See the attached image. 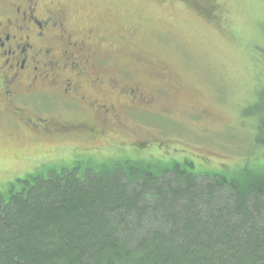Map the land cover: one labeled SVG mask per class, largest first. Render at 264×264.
<instances>
[{
    "label": "rangeland",
    "instance_id": "rangeland-1",
    "mask_svg": "<svg viewBox=\"0 0 264 264\" xmlns=\"http://www.w3.org/2000/svg\"><path fill=\"white\" fill-rule=\"evenodd\" d=\"M44 1L66 7L72 30L97 28L102 50H113L102 58L106 78L115 74L121 88L140 83L157 100L138 102L137 110L127 92L86 85L84 94L119 103L117 118L46 100L43 113L77 125L89 121L94 137L35 140L0 118L1 193L70 160L188 159L202 172L264 160L258 122L243 115L264 89V0Z\"/></svg>",
    "mask_w": 264,
    "mask_h": 264
},
{
    "label": "trees",
    "instance_id": "trees-1",
    "mask_svg": "<svg viewBox=\"0 0 264 264\" xmlns=\"http://www.w3.org/2000/svg\"><path fill=\"white\" fill-rule=\"evenodd\" d=\"M243 115L264 144V89ZM67 162L0 192V264H264V160Z\"/></svg>",
    "mask_w": 264,
    "mask_h": 264
},
{
    "label": "flooded vegetation",
    "instance_id": "flooded-vegetation-1",
    "mask_svg": "<svg viewBox=\"0 0 264 264\" xmlns=\"http://www.w3.org/2000/svg\"><path fill=\"white\" fill-rule=\"evenodd\" d=\"M96 32V27L72 30L66 7L53 1L0 0V118L35 140L84 133L94 137L96 126L89 121L77 125L43 113L46 100L74 109L86 106L98 116L111 113L117 118L119 103L83 92L86 85L97 92L109 85L112 93L126 96L127 92L135 109L138 102L151 106L154 93L142 84L121 88L115 74L106 78L109 73L102 58L113 50H102Z\"/></svg>",
    "mask_w": 264,
    "mask_h": 264
}]
</instances>
